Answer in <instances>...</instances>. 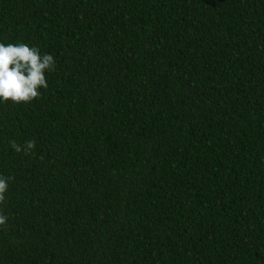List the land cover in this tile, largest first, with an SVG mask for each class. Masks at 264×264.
Masks as SVG:
<instances>
[{
	"label": "trees",
	"instance_id": "trees-1",
	"mask_svg": "<svg viewBox=\"0 0 264 264\" xmlns=\"http://www.w3.org/2000/svg\"><path fill=\"white\" fill-rule=\"evenodd\" d=\"M0 41L56 60L0 103V264H264V0H0Z\"/></svg>",
	"mask_w": 264,
	"mask_h": 264
},
{
	"label": "clouds",
	"instance_id": "clouds-1",
	"mask_svg": "<svg viewBox=\"0 0 264 264\" xmlns=\"http://www.w3.org/2000/svg\"><path fill=\"white\" fill-rule=\"evenodd\" d=\"M56 60L51 53H43L38 46L24 42L4 43L0 41V103L27 104L41 95L40 89L48 88L47 74L55 71ZM16 152L30 153L36 146L35 140L23 145L11 140ZM13 177L0 175V204L9 192ZM9 217L0 211V227L7 224Z\"/></svg>",
	"mask_w": 264,
	"mask_h": 264
}]
</instances>
